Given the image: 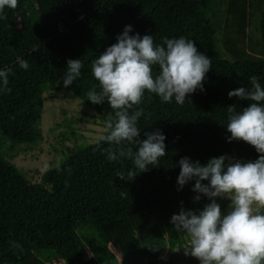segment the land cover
Masks as SVG:
<instances>
[{
  "label": "trees",
  "instance_id": "16d2710c",
  "mask_svg": "<svg viewBox=\"0 0 264 264\" xmlns=\"http://www.w3.org/2000/svg\"><path fill=\"white\" fill-rule=\"evenodd\" d=\"M250 9L256 16L254 37L245 30ZM0 15L6 17L0 19V70H10V91L0 90L5 148H30L40 140L42 94L49 88L88 106L104 128L101 138L68 149L38 182L26 180L0 149V264H200L185 255L188 238L170 221L181 208L199 211L210 201L192 190L195 178L179 186V161L188 157L203 165L222 155L258 159L248 143L229 142L228 107L240 111L250 102L228 93L250 90L253 75L264 87V0H18L16 9L6 7ZM129 25V35H152L157 45L163 38L194 41L211 68L203 90L188 94L183 105L146 92L130 110L143 109L140 139L157 130L165 136L166 155L134 179L121 180L118 172L135 169L127 158L109 161L104 151L111 147L103 138L114 112L107 100L93 104L87 93L100 91L92 62ZM17 57L27 60V70ZM70 59L83 66L66 88ZM153 72L159 73L158 66ZM131 146L135 152L137 146ZM225 201L217 198L219 204Z\"/></svg>",
  "mask_w": 264,
  "mask_h": 264
},
{
  "label": "clouds",
  "instance_id": "9594fccd",
  "mask_svg": "<svg viewBox=\"0 0 264 264\" xmlns=\"http://www.w3.org/2000/svg\"><path fill=\"white\" fill-rule=\"evenodd\" d=\"M6 7L16 9L18 0H0V13ZM0 19L6 17L0 15ZM131 31L130 25L125 26L117 43L92 62V74L99 82L100 91L94 88L87 93L93 104L107 100L114 112L115 121L110 115L107 122L110 132L103 138L111 147L104 151L109 161L127 158L135 169L118 172L121 180L134 179L149 166L158 165L166 155L165 136L157 130L146 132V138L140 139L137 122L143 109L130 110L141 104L146 92L156 94L164 103L172 102L174 97L178 105H183L188 94L203 90L211 68L210 58L198 51L194 41L183 37L163 38V43L157 45L152 35H129ZM17 60L19 67L27 70V60L19 57ZM82 66L80 59L68 60L64 87L80 77ZM155 66L159 68L156 75ZM9 72L0 70V90L10 91ZM250 82V90L241 87L228 93L229 98L250 103L240 111L235 105L228 107L227 131L231 133L229 142L248 143L259 154L258 159L242 162L222 155L203 165L188 157L179 161V186L182 188L195 178L192 190L210 201L199 211L181 208L170 221L175 231L188 238L185 255L198 259L200 264H264V87L255 75L250 77ZM131 145L137 146L135 152ZM217 198L231 201L226 214ZM200 199V195L194 198ZM12 246L22 247L16 243Z\"/></svg>",
  "mask_w": 264,
  "mask_h": 264
},
{
  "label": "rangeland",
  "instance_id": "374dc122",
  "mask_svg": "<svg viewBox=\"0 0 264 264\" xmlns=\"http://www.w3.org/2000/svg\"><path fill=\"white\" fill-rule=\"evenodd\" d=\"M249 12H253V15L245 30L254 37L253 23L256 16L253 9L247 11ZM42 97L40 140L30 148L16 145L10 149H6L4 142L0 141V149L6 153L8 161L30 182H38L42 173L53 167L68 149L92 143L101 138L104 132L103 125L95 113L71 97L68 92L59 88H49ZM230 203L231 201L226 198V201L220 204L225 214L229 211ZM92 237L95 244L100 246L101 242L94 233Z\"/></svg>",
  "mask_w": 264,
  "mask_h": 264
},
{
  "label": "bare ground",
  "instance_id": "6f19581e",
  "mask_svg": "<svg viewBox=\"0 0 264 264\" xmlns=\"http://www.w3.org/2000/svg\"><path fill=\"white\" fill-rule=\"evenodd\" d=\"M52 264H54V263H52ZM57 264V263H56Z\"/></svg>",
  "mask_w": 264,
  "mask_h": 264
}]
</instances>
